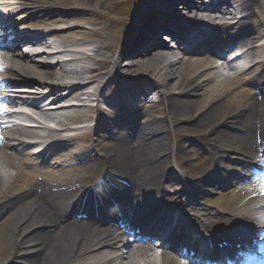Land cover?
Segmentation results:
<instances>
[{"label": "bare ground", "instance_id": "1", "mask_svg": "<svg viewBox=\"0 0 264 264\" xmlns=\"http://www.w3.org/2000/svg\"><path fill=\"white\" fill-rule=\"evenodd\" d=\"M110 1L0 0L21 13L13 36L0 27V114L61 115L58 129L40 125L45 134L0 120V264H155L157 235L161 264H194L183 226L173 244L150 226L173 208L170 182L175 196L192 194L174 211L195 239L202 218L227 232L238 216L264 222L253 207L264 199V0H143L108 24ZM179 30L222 50L226 71L213 70L211 47L160 40Z\"/></svg>", "mask_w": 264, "mask_h": 264}, {"label": "rangeland", "instance_id": "2", "mask_svg": "<svg viewBox=\"0 0 264 264\" xmlns=\"http://www.w3.org/2000/svg\"><path fill=\"white\" fill-rule=\"evenodd\" d=\"M112 5H114V4H112V2L110 1V2L108 3V6L111 8ZM129 10H130V8H128V7H121V9L118 10V11H119V13H121V14L125 13V15H126V13H127V14L129 13ZM97 12H103V9H102V10H99V11H97ZM109 14L112 15V16H110L112 19L116 18V19L118 20V18H121L120 16L117 17V16H116L117 14H111V13H109ZM62 113H63V112H62ZM54 118H55V120L61 119V115L57 113V117H54ZM0 253H1V252H0ZM0 256H1V254H0Z\"/></svg>", "mask_w": 264, "mask_h": 264}, {"label": "snow or ice", "instance_id": "3", "mask_svg": "<svg viewBox=\"0 0 264 264\" xmlns=\"http://www.w3.org/2000/svg\"><path fill=\"white\" fill-rule=\"evenodd\" d=\"M0 111H3V109H0ZM0 139H3V137H0ZM262 188H264V186H262Z\"/></svg>", "mask_w": 264, "mask_h": 264}]
</instances>
